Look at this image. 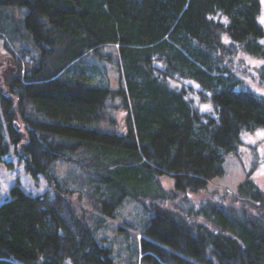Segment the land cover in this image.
Segmentation results:
<instances>
[{"label":"trees","instance_id":"trees-1","mask_svg":"<svg viewBox=\"0 0 264 264\" xmlns=\"http://www.w3.org/2000/svg\"><path fill=\"white\" fill-rule=\"evenodd\" d=\"M0 5L28 10L23 23L0 10V160L12 153L48 184L0 195V264H115L106 226L121 211L140 229L138 264H264L252 171L202 194L242 132L264 127V92L250 84L264 86L261 0ZM19 25L38 50L15 43Z\"/></svg>","mask_w":264,"mask_h":264},{"label":"rangeland","instance_id":"rangeland-1","mask_svg":"<svg viewBox=\"0 0 264 264\" xmlns=\"http://www.w3.org/2000/svg\"><path fill=\"white\" fill-rule=\"evenodd\" d=\"M262 10L260 14V21L264 26V0H261ZM1 11H6L9 13L10 19L18 22L21 19L23 23V18L25 12H27V7L24 6H2L0 5ZM24 25V24H23ZM20 26V25H19ZM18 33V38L14 37V40L20 44H25L34 47L36 50L35 43L30 39L28 33L24 26H20V29L16 31ZM23 34V36H21ZM3 36L0 35V56L4 54V40L1 39ZM12 38V37H11ZM20 38V39H19ZM13 39V38H12ZM3 42V43H2ZM14 42V41H13ZM248 63L252 66L261 63L260 60L256 58L249 57L247 59ZM108 74L112 79L114 85L117 83V70L112 64L108 65ZM173 84L179 85L178 80L173 81ZM256 89L264 92V86L260 85L257 81L250 83ZM204 107V105H202ZM115 117L118 120L119 128L121 130L126 129V111L124 109H117ZM243 138V143L240 145L238 153H230L227 155L225 161L226 172L222 176H217L209 181L208 188L203 190V195L217 190H233L237 187L238 183L245 177L247 171H252V176L256 182L264 188V153L258 154L261 147V142L264 144V127H258L253 130H245L241 134ZM256 150L258 152H256ZM263 146V145H262ZM254 147V148H253ZM13 160L14 164L11 166L8 164L9 161ZM256 162V163H255ZM19 180L20 184L29 192L36 194L40 193L48 187L47 181L43 176L39 178H34L29 174L22 163H19L14 154H8L5 156L4 161L0 160V195L1 197L6 196L8 189ZM172 180L169 177H164L163 183L165 186L170 187L172 185ZM128 207H132L129 205ZM128 216L122 211L116 217H108L107 236L109 237L105 240L108 245L112 246V255L115 259V264H138V258L134 250L136 235L140 231L137 227H130L127 223ZM121 227H127V229H121ZM122 243V244H121Z\"/></svg>","mask_w":264,"mask_h":264}]
</instances>
